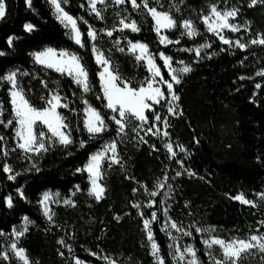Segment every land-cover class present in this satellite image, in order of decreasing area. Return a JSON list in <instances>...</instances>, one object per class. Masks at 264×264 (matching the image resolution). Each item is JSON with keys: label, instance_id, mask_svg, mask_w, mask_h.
I'll return each instance as SVG.
<instances>
[{"label": "trees", "instance_id": "1", "mask_svg": "<svg viewBox=\"0 0 264 264\" xmlns=\"http://www.w3.org/2000/svg\"><path fill=\"white\" fill-rule=\"evenodd\" d=\"M213 3L220 8L237 7L238 15L249 21L250 32L264 38L261 0L255 6H249L251 0H149V7L169 11L176 20V29L168 32V36L179 43L169 45L159 42L155 22L147 10L133 8L129 0L122 5L112 0L98 4L103 19L90 11L88 0H67L62 6L78 19L83 47L75 43L67 28L56 19L49 0H32L31 8L25 0H6V17L0 20V51L5 53L0 56V76L19 70L20 86L37 108L45 107L47 98L57 90L69 105L59 110L71 126L74 143L67 148L56 144L29 159L30 154L17 147L10 85L0 82V104L4 108L0 120L5 124L13 120L7 127L0 124V135L5 137L0 141V252L4 250L1 233H9L28 217L34 224L21 237L19 245L26 250L32 264H75L76 258L90 264H108L103 257H110L118 264H156L143 224L155 211L157 220L151 224L154 240L164 264H175L170 237L161 230L165 217L162 194L154 198L147 194L155 190L165 172L171 188L166 200L168 214L192 232L190 239L202 264H213V261L202 243V233L195 232V228H214L216 235L226 239L248 238L264 229L259 222L264 206L246 205L232 198L243 193L246 199L256 201L257 195L264 192V84L259 89L255 87L256 72L248 50L225 45L207 31L201 17ZM124 17L135 20L140 31L117 29ZM185 19L193 21L197 36L182 35L181 22ZM26 23L35 26L32 32L25 30ZM89 25L97 30L95 43L111 58L121 79L133 87H139L149 72L146 63L137 61L136 55L128 51L129 41L147 44L166 78L167 68L159 59V52L171 56L174 63L182 60L191 66L192 71L183 74L181 83L174 85L181 112L172 116L159 105L154 107L162 118L168 116V139L176 147H185L186 153L176 149V159H183L184 167L169 158L161 136L149 134L145 136L147 143L141 142L139 136L144 133L132 131L138 126L135 120H130L124 134L117 135V126L110 121L113 113L103 97L98 76L101 68L92 51L93 42L87 36ZM113 28L116 30L111 37L101 31ZM10 36L14 37L11 46L7 44ZM226 36L234 39L240 33L226 31ZM119 38L123 52L116 43ZM205 41L211 43V56L196 57L177 49L178 46L188 49ZM46 47L67 49L80 56L89 73L88 92L75 84L71 76L35 62L33 54ZM256 50L263 55L264 45L256 46ZM85 100L109 124V130L95 138L84 127ZM147 115L149 124L145 130L154 119L152 113ZM111 139L117 140L121 163L111 166L110 162L103 163L105 193L102 199L96 200L89 195L87 172H77V169L84 168L91 155ZM82 140L86 142L84 147H80ZM4 164L13 169L11 174L20 173L15 180L8 179ZM185 169L195 175L189 176ZM177 171L182 175L175 176ZM49 190L65 196L76 191L72 195L73 204L54 206L53 221L45 217L39 203L41 195ZM8 196L12 198L11 207L6 203ZM152 200L156 204L147 207ZM136 203L141 207H133ZM93 252L97 255H91ZM0 264L21 263L10 253L7 260L0 256Z\"/></svg>", "mask_w": 264, "mask_h": 264}, {"label": "snow or ice", "instance_id": "2", "mask_svg": "<svg viewBox=\"0 0 264 264\" xmlns=\"http://www.w3.org/2000/svg\"><path fill=\"white\" fill-rule=\"evenodd\" d=\"M26 5L31 8L32 0H25ZM51 5L54 8L56 13V19L60 21L65 28L69 29L71 38L75 41L76 44L81 47L84 46L83 42V33L81 32L78 26L77 18H74L69 14L68 11L62 6L67 2V0H49ZM104 3V0H88L90 11L95 13L99 19H103L101 12L97 9V3ZM264 3V0H261ZM117 5H122L125 3V0H115ZM257 0H251V5L255 6ZM131 6L135 9L143 7L151 15L155 22V31L160 34L161 30H171L176 26V22L173 19L169 11L158 10L156 7H149V0H142V3H137V0H131ZM179 11V9H177ZM7 4L6 0H0V20H3L6 17ZM238 14V9H232L227 11H219L217 7L213 5L210 9V15L203 17V22L206 25L207 31L214 33L219 36V39L225 45H235L241 50H245L248 47V44L242 43L240 39L235 41L227 39L222 33L223 30L227 29L232 32H239L241 29L239 26L233 23H229L230 19H234ZM87 24V21H83ZM119 24L121 25L120 31L125 29H130L132 32L140 31L135 20H128V17L120 19ZM181 27L184 29L182 35H186L189 38H193L198 35L197 29L191 20H184ZM24 28L28 32H32L35 26L31 23H26ZM116 29L107 31V35L111 37L113 32ZM103 31V30H101ZM87 36L92 40L96 41L98 37L97 30L91 25L88 26ZM14 37H9L7 44L11 46L13 44ZM161 44L167 45L172 43H179V41H172L166 35L160 36ZM117 45L119 41L116 42ZM250 44H260L264 45V38L252 39L249 41ZM210 44H202L195 49H183L184 51L194 52L196 57H200L203 49L210 48ZM92 51L95 55V60L98 65L101 67L98 76L101 82V88L103 92V97L106 100V107L111 110L113 115L110 117V121L113 122L117 128V135L125 133V130L128 126L130 120H135L137 122V128H133L134 132H143L144 135H140L139 139L143 143H147L145 136L151 134L154 136H163L168 137V116L161 118V115L155 111L154 105H159L162 100H165V93L161 88V85L166 86V90L170 99L167 100L168 108L167 112L175 114L178 105L176 102L179 100V96L176 95L174 90V85L181 83L180 73L187 74L192 71L190 65H186L184 61H180V64L183 65L179 69L173 68V58L171 56L165 55L164 52H159V59L163 61V65L167 68L170 75V80L164 79V75L161 71L160 66L156 63V57L149 51V47L145 43L132 41L128 42V51L138 55L135 56L137 61H143L146 63L148 68L149 77L145 79L139 87H133L130 82L127 80H122L119 72L115 69V66L111 62V58L107 57L97 48L96 44L93 43ZM119 51L123 52L124 48H119ZM5 55L3 51H0V56ZM34 60L36 63L45 66L47 68L55 69V71L61 74H67L73 78L75 84L81 87L84 92L90 90L89 84V73L85 65L81 62V58L75 53H69L67 51H60L57 53L54 49L48 48L43 51L35 52ZM19 70L12 71L4 76H0V82H7L10 85L9 95H10V104L12 108V114L15 118L16 132L15 136L17 138V147L26 154L31 159L32 155L39 156L44 152L50 150V148L56 144L67 148L74 143L72 136V129L69 123L66 122V118L58 111L60 108H68L69 105L62 101L65 99L62 97L59 92H53L50 94L49 98L46 100V106L42 109L34 107L28 99H26L24 89L20 86L18 79ZM257 76L264 77V69L256 73ZM244 79V77H240ZM44 83V82H42ZM45 86H47L45 84ZM256 88H261V84L257 83ZM87 105V101L84 102ZM3 105L0 104V116L3 115ZM146 113L153 114V123L150 127L145 126L149 124V118ZM163 123L164 131L161 132L160 124ZM0 124H5L3 120H0ZM13 120H8L5 124V127L12 125ZM42 125L46 131L38 130L37 125ZM84 127L89 133L90 137L95 138L97 135L107 132L109 130V124L105 121L104 116L99 110L88 105L85 109V120ZM5 139L4 136L0 135V141ZM199 141H197L198 143ZM85 141H80V147L85 146ZM169 153L170 159H175V162L184 167L183 159H176L177 151L174 150L172 142H168L164 145ZM180 153H186V149L183 145H177ZM155 150V147L153 146ZM4 155H7V151L4 152ZM105 159L110 161L109 166L112 164H120V158L117 154V141L113 140L111 143L105 145L103 151H98L91 155L87 164L84 168L77 169V172L85 171L89 176V181L91 187L89 189V195L95 197L96 200L103 198L105 193V188L102 185V170L101 166ZM33 168H36V165H32ZM38 171L39 169L36 168ZM3 171L9 173L8 179L15 180L16 176L20 173L11 174L13 169L8 164L3 165ZM189 176H194L195 173L185 169ZM182 173L177 171L175 176H180ZM203 179V178H202ZM168 174L165 172L162 180H158L155 185V190L147 191L149 197H157L158 194L168 185ZM79 190V186H77ZM137 189H133V192H136ZM20 195H23L21 192ZM166 195H170V192ZM260 199L264 201V193L258 194ZM233 199L240 201L246 205L255 206L254 201L245 199L243 193L232 197ZM50 202L52 200V194L45 192L42 195L39 203L43 207L45 216L49 221L53 219V212L50 208ZM65 204H72L71 200H64ZM9 207L12 206V199L9 197L6 201ZM156 204L155 200H152L148 203L147 207L152 208ZM187 206V205H186ZM133 207L140 208L141 205L136 203ZM164 213L167 215V208H164ZM143 215V213H140ZM119 219V218H117ZM157 220V213L155 211L151 212V220L145 219L143 221L144 228L147 232V238L151 242L152 255L156 258V264H164L163 258L159 254V247L154 240L153 231L151 224ZM28 221L25 218V223L22 230L13 229L12 235L15 237L14 241L10 244V251L12 255L22 261V264H30L29 257L26 254V251L23 247H19V240L24 234L28 231ZM264 225V222H262ZM169 227L175 229L178 232H182V235L191 236L192 232H184L175 221H166L162 231L168 232L171 236V232L168 231ZM195 232L209 233L207 239H204L202 243L211 250L213 246H219L222 250V259H216L212 256L209 251V259L213 261V264H241V262L251 253L253 249H258L261 252H264V234L260 235H251L248 239H234L230 242H226L224 239L216 238V236L211 235L215 232L213 228H195ZM175 241L176 237H172ZM61 244H64V241H60ZM175 249V254L173 259L178 262H185V264H198L196 257V251L192 245L183 246L181 250L180 245H169ZM69 251H71L69 247ZM63 255V253H61ZM91 255L96 256L97 253L93 252ZM0 256H3L5 260L9 259V252H0ZM190 257V258H188ZM103 259L108 261V264H116L115 260H111L108 257H103ZM75 264H84L79 258L76 259Z\"/></svg>", "mask_w": 264, "mask_h": 264}, {"label": "rangeland", "instance_id": "3", "mask_svg": "<svg viewBox=\"0 0 264 264\" xmlns=\"http://www.w3.org/2000/svg\"><path fill=\"white\" fill-rule=\"evenodd\" d=\"M112 1H114L115 2V0H112ZM130 1V3H131V0H129ZM107 2V0H104V3H106ZM51 4V3H50ZM98 4H101V3H97V5H96V7L98 6ZM103 4V3H102ZM213 5H215L216 7H217V10H219V11H227V10H232V9H238L237 7H234V6H231V7H227V8H220L219 6H218V4L217 3H213V4H211L210 6H209V10H208V12L205 14V15H203L202 17H201V20L203 21V17L204 16H206V15H210V9H211V7L213 6ZM52 6V5H51ZM52 8H53V6H52ZM97 9H98V7H97ZM99 10V9H98ZM53 12H54V15L56 16V13H55V11H54V8H53ZM71 15V14H70ZM73 16V15H72ZM74 17V16H73ZM173 17V16H172ZM74 18H76V17H74ZM173 19L175 20V18L173 17ZM78 20V19H77ZM186 20V19H185ZM188 20H191V19H188ZM184 21V20H183ZM182 21V22H183ZM192 21V20H191ZM175 22H176V20H175ZM182 22H181V25H182ZM193 22V21H192ZM229 23H233V24H236L237 26H239L240 27V31L239 32H234V33H240V36L239 37H237V38H234V39H231V38H229V37H227L226 36V31H230V30H227V29H225V30H223V35L227 38V39H229V40H232V41H235V40H237V39H240L241 40V42L242 43H245V44H248V47L245 49V50H248L249 52H250V54H249V56H250V60H251V62L253 63V67L255 68V72L257 73V72H259V71H261L262 69H264V54L262 55V54H259V52L256 50V46H258V45H260V44H250L249 43V41L250 40H252V39H259V38H261L260 36H255L254 34H252L251 32H250V23H249V21H247V20H245L244 18H242V17H240L238 14H237V16L234 18V19H230L229 20ZM194 24V23H193ZM195 25V24H194ZM78 26H79V24H78ZM176 26H177V23H176ZM176 26H175V28L174 29H171V30H161V33L160 34H158V36H159V38H160V36L161 35H166V36H168V32H173V31H175V29H176ZM93 27V26H92ZM120 27H121V25L117 28V29H120ZM68 30V32H69V29H67ZM108 30H112V29H103V33L104 34H106L107 33V31ZM126 30V29H125ZM183 32H184V29H183ZM69 34H70V32H69ZM212 34H214V33H212ZM107 35V34H106ZM217 38H218V40L219 41H221L220 39H219V36L218 35H216V34H214ZM71 36V35H70ZM168 38L170 39V40H172V41H177L176 39L174 40V39H171L169 36H168ZM92 41V40H91ZM118 41H119V44H118V49L119 48H124L122 45H121V42H122V40L119 38L118 39ZM93 43H95V41H92ZM222 42V41H221ZM142 43V42H141ZM96 44V43H95ZM172 44H177V43H172ZM202 44H210L211 45V43L209 42V41H205V42H203V43H201V44H199V45H195V46H192L191 47V49H195V48H197V47H199L200 45H202ZM167 45H169V44H167ZM96 46H97V48H99L100 49V51L102 52V53H104V51L99 47V45L98 44H96ZM233 46L234 47H236L234 44H233ZM48 48H51V49H54L57 53H59L60 51H67V52H69V53H74V52H72V51H70V50H67V49H56V48H53V47H46V48H44L43 50H45V49H48ZM127 48H128V43H127ZM177 49L178 50H183V49H185V48H183V47H180V46H178L177 47ZM43 50H41V51H43ZM150 51V50H149ZM130 52V51H129ZM132 53V52H131ZM191 53H193L194 54V52H191ZM76 54V53H75ZM94 54V53H93ZM213 54V52H212V50H211V47L210 48H205V49H203V51H202V54H201V56L202 55H204V56H211ZM76 55H78V54H76ZM104 55L106 56V54L104 53ZM135 55H138V52L135 54ZM166 55V54H165ZM195 55V54H194ZM79 56V55H78ZM200 56V57H201ZM33 57H34V55H33ZM80 57V56H79ZM94 57H95V55H94ZM174 60V59H173ZM180 61H182V60H177L175 63H174V61H173V63H172V67L173 68H176V69H179L180 67H182L183 65H181L180 64ZM186 65H189L188 63H186V62H184ZM158 65V64H157ZM100 66V65H99ZM159 66V65H158ZM101 68V67H100ZM55 70V69H54ZM13 71H16V70H13ZM101 71V70H100ZM167 72H168V70H167ZM20 73V72H19ZM256 73H255V75H254V77L255 78H257V83H259V84H261V87L263 86V84H264V77H261V76H257L256 75ZM183 75V73H180V78H181V76ZM164 79H166V80H170V75H169V73H168V77L166 78L165 76H164ZM256 83V84H257ZM161 88H162V90L164 91V93H165V97H166V99L165 100H162L161 101V103L159 104V106L162 108V111H166L167 112V108H168V103H167V100L168 99H170V97L168 96V93H167V90H166V86H164V85H161ZM53 92H57V90L55 91V90H53L52 91V93ZM61 95V94H60ZM177 95V94H176ZM26 96V95H25ZM62 96V95H61ZM63 97V96H62ZM27 99V98H26ZM86 101V100H85ZM62 103H65L64 102V100L62 101ZM176 104L178 105V107H177V110H176V112H175V114H171L172 116H175V115H178L180 112H181V108H180V105H179V100L176 102ZM88 105H91L89 102L87 103V105L85 104V107H84V114H85V109H86V107L88 106ZM92 106V105H91ZM93 107V106H92ZM153 107H155V105L153 106ZM37 108V107H36ZM38 109H42V108H38ZM58 111L60 112V110L58 109ZM61 113V112H60ZM62 114V113H61ZM147 114V113H146ZM159 114H161V113H159ZM169 114V113H168ZM63 115V114H62ZM162 118V117H161ZM84 120H85V117H84ZM162 121H163V118H162ZM160 126V128H161V132L162 131H164V128H163V123L161 122V124L159 125ZM37 129L38 130H44V131H46V129L42 126V125H40V124H38L37 126ZM164 140H165V142L166 143H168V142H171L169 139H168V137H163V136H161ZM113 141V139H111V140H109V141H106L105 143H104V145H103V147L101 148V149H99V150H97L96 152H98V151H103L104 150V148H105V145H107V144H109V143H111ZM115 141H117V140H115ZM174 146V145H173ZM176 149L177 150H179L176 146H174V150L176 151ZM96 152H94V153H96ZM93 153V154H94ZM110 162L108 159H105L104 161H103V163L104 162ZM103 163H102V166H103ZM102 166H101V170H102ZM90 182V181H89ZM101 183H102V178H101V181H100ZM103 185V184H102ZM168 185H169V182H168ZM104 186V185H103ZM90 187H91V184H90ZM90 189V188H89ZM170 189L171 188H169V187H165L158 195H160V194H162V199L164 200V207L163 208H167V215H165V213H164V215H165V217H164V222H163V226H164V224H165V222L166 221H174L170 216H169V214H168V206H166V200H167V198L169 197V195H166L167 193H169L170 192ZM76 191H78V190H76ZM76 191H73L72 192V195L76 192ZM46 192H49V193H51L52 194V200H53V202H50V208H51V210H52V212H53V219H54V216H55V211H54V206H56V205H59V204H63V205H69V204H65L63 201L64 200H71L72 202H73V200H72V195L71 196H65V195H62L60 192H58V191H51V190H49V191H46ZM45 193V192H44ZM43 193V194H44ZM262 193H264V192H262ZM42 194V195H43ZM42 195H41V198H42ZM9 197H11V196H8L7 198H6V201H7V199L9 198ZM12 199V198H11ZM246 199V198H245ZM74 203V202H73ZM72 203V204H73ZM254 204L256 205V206H260V207H263L264 206V201H262L261 199H260V197H259V195H257V197H256V201H254ZM40 207H41V210H42V212H43V214H44V211H43V207L41 206V204H40ZM45 215V214H44ZM46 217V216H45ZM25 218H27L28 219V221H30V223L28 224V229H29V227L31 226V225H33L34 223L28 218V217H24L23 218V220H22V222L20 223V224H18V225H16V226H14L13 227V229H17V230H22V228H23V226H24V223H25ZM47 218V217H46ZM48 219V218H47ZM53 219H52V221H53ZM146 219H149V220H151L150 218H146ZM145 220V219H144ZM260 224L262 225V222H264V214H262V218L260 219ZM178 224V223H177ZM178 227H180L184 232H187V230L185 229V228H183V227H181L180 225H178ZM209 228H211V227H209ZM262 228H264V225H262ZM13 229L9 232V233H1V237H2V240H3V247H4V250H3V252H5V251H7V252H9V256H10V253H11V251H10V244L14 241V239H15V237L12 235V231H13ZM214 229V228H213ZM168 231H170L171 232V236L168 234V232H167V234L169 235V237H170V240H171V245H173V244H176V245H180L181 246V250H183V246H185V245H192L193 247H194V245H193V243H192V241H191V239H190V236H186V235H182V232H178L177 230H175V229H171L170 227H169V230ZM202 233V239L204 240V239H207L208 238V236H209V233H205V232H201ZM260 234H264V229L263 230H260V231H258L257 233H255V234H253V235H260ZM211 235H214V236H216V238H219V239H224L226 242H230V241H232V240H234V239H240V238H234V239H226V238H224V237H221V236H218V235H216L215 234V232H213V233H211ZM176 237V239H175V241L172 239V237ZM250 237V236H249ZM21 239V238H20ZM242 239H248V238H242ZM150 242V241H149ZM156 242V241H155ZM18 246L19 247H21L20 245H19V243H18ZM150 247H151V242H150ZM172 248V247H171ZM194 249H195V247H194ZM253 250H255L256 252L254 253V254H252V251ZM252 251H251V253L249 254V255H247V257L241 262V264H264V252H261L260 250H258V249H253ZM26 251V250H25ZM195 251H196V249H195ZM209 251L211 252V254H212V256H214L216 259H222V250H221V248L219 247V246H213V248L211 249V250H209L208 248H207V252H208V254H209ZM151 252H152V249H151ZM172 253H173V256H174V254H175V249L174 248H172ZM26 254H27V252H26ZM160 254V253H159ZM28 255V254H27ZM252 255V256H251ZM161 256V255H160ZM29 257V256H28ZM196 257H197V260H198V264H202L201 263V261H200V259H199V257H198V255H197V251H196ZM109 259H111V260H113L112 258H110V257H108ZM155 258V257H154ZM188 258H190V257H188ZM18 259V258H17ZM77 259V258H76ZM76 259H75V261H76ZM19 260V259H18ZM20 261V260H19ZM29 261H30V264H32V262H31V260H30V258H29ZM155 261H156V258H155ZM82 262H84V261H82ZM255 262H257V263H255ZM20 263L22 264V261H20ZM84 264H90V263H87V262H84ZM116 264H118L117 262H116ZM175 264H185V262H178V261H176L175 260Z\"/></svg>", "mask_w": 264, "mask_h": 264}, {"label": "crops", "instance_id": "4", "mask_svg": "<svg viewBox=\"0 0 264 264\" xmlns=\"http://www.w3.org/2000/svg\"><path fill=\"white\" fill-rule=\"evenodd\" d=\"M133 43H136V42H133Z\"/></svg>", "mask_w": 264, "mask_h": 264}]
</instances>
